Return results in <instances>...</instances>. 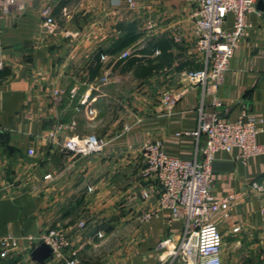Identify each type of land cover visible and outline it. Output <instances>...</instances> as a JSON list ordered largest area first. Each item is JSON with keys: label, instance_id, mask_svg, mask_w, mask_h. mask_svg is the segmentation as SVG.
I'll return each mask as SVG.
<instances>
[{"label": "crops", "instance_id": "1", "mask_svg": "<svg viewBox=\"0 0 264 264\" xmlns=\"http://www.w3.org/2000/svg\"><path fill=\"white\" fill-rule=\"evenodd\" d=\"M45 1L17 0L0 11V238L18 239L8 256L0 254V264H64L53 254L41 260L32 255L39 236L56 226L70 237L67 255L81 264H187L159 260L160 242L182 234L184 219L161 209L158 186L141 176L142 145L151 138L170 156L199 159L205 142L197 134L200 110L217 111L223 121L243 114L257 119V141L264 143L261 0L246 16L223 81L214 89L200 84L188 90L183 71L202 65L191 1L136 0L131 8L127 0H54V31L42 25ZM233 24L229 13L224 26ZM155 38L167 40L179 57L139 78L120 55ZM182 61L187 64L179 68ZM158 76L153 92L163 86L182 95L170 102L147 89L135 97L134 84ZM119 102L137 111L122 120ZM90 134L107 139L99 153L83 155L63 145L65 138ZM239 153L220 150L212 165L215 197L238 194L231 216H217L225 236L223 264H264V191L252 187L264 182V157L243 161Z\"/></svg>", "mask_w": 264, "mask_h": 264}, {"label": "built area", "instance_id": "2", "mask_svg": "<svg viewBox=\"0 0 264 264\" xmlns=\"http://www.w3.org/2000/svg\"><path fill=\"white\" fill-rule=\"evenodd\" d=\"M195 5L193 17L196 22L197 43L200 53L199 68L183 71L186 87L202 84L216 88L223 81L230 58L238 47L247 27L246 16L256 10L257 0H189ZM17 0H0V11L13 6ZM54 0H46L41 12L42 25L47 31H54L58 21L53 14ZM131 8L138 5L136 0H127ZM229 13L234 14L231 29L224 26ZM264 15V10H263ZM133 52L124 50L120 58L125 59ZM4 64L0 62V69ZM107 78H103L106 82ZM183 89V90H184ZM166 96L174 102L182 95ZM222 101L215 97L214 107ZM201 112V126L197 134H204L205 142L200 147L199 159H182L166 154L159 140L147 139L142 145L141 176L158 186L159 207L169 209L173 217L184 219L182 234L171 233L160 242L159 260L166 262L182 259L187 264H223L224 233L218 226V215L224 220L231 216L237 200V193H230L223 198H216L213 193L212 165L215 154L220 150L240 149L238 157L246 161L253 156L264 157V143L257 141V119L241 115L235 121H223L218 112ZM107 144V139L94 134L65 138L66 149L90 155L99 153ZM34 151L31 150L30 153ZM49 177V175H47ZM252 187L258 192L264 191V182L254 181ZM149 198V192L143 193ZM146 215L145 218H148ZM84 227L85 221L78 223ZM39 245L46 243L52 248V254L64 264H81L77 256H68L66 251L71 246L67 231L60 226L43 232ZM18 246V239L13 236L0 238V254L8 256Z\"/></svg>", "mask_w": 264, "mask_h": 264}, {"label": "trees", "instance_id": "3", "mask_svg": "<svg viewBox=\"0 0 264 264\" xmlns=\"http://www.w3.org/2000/svg\"><path fill=\"white\" fill-rule=\"evenodd\" d=\"M138 36L139 35L136 34L133 40L137 39ZM127 42H130L129 39H127L126 43ZM147 44V46L136 49L127 58L121 59V62L125 61V65L129 67L135 66L134 73L135 76L139 78H145L156 71L170 67L179 57L177 54H174L169 50V43L167 40L155 38L148 41ZM159 50V54H154L153 56L150 55ZM186 64L187 61H182L179 68H184ZM196 67L199 68L198 65H196ZM0 75H2V73Z\"/></svg>", "mask_w": 264, "mask_h": 264}, {"label": "rangeland", "instance_id": "4", "mask_svg": "<svg viewBox=\"0 0 264 264\" xmlns=\"http://www.w3.org/2000/svg\"><path fill=\"white\" fill-rule=\"evenodd\" d=\"M199 59V58H198ZM170 74H172V73H170ZM161 77L162 76H158V78L157 79H155V80H153V81H149V83H143V84H141V83H137V84H134V87H133V89L132 90H134V93H135V97H138L139 95H141L142 94V91L143 92H147V89H149V93L151 94H153V93H155V96H158V97H162V96H170L172 93H173V88H171V87H167V89L166 90H161L162 88H163V86H161V87H159L160 89H159V93H157L158 91H155V92H153L154 90H157L156 88L154 89V86H153V83H157V84H160V79H161ZM160 78V79H159ZM120 90H122V91H125V88L124 89H120ZM120 94H121V92H119ZM152 96V95H151ZM121 100V99H120ZM122 101V100H121ZM118 110H119V113H118V115H119V117H120V119H124V116H125V114H128L129 112H131V111H133V112H135V111H137V107H132V106H130L129 105V103L128 104H125V103H121V102H119V104H118ZM102 138H104V137H102ZM124 236V235H123ZM120 237V238H119ZM118 237V239L120 240H122V236L120 235ZM168 261H170V260H168Z\"/></svg>", "mask_w": 264, "mask_h": 264}, {"label": "water", "instance_id": "5", "mask_svg": "<svg viewBox=\"0 0 264 264\" xmlns=\"http://www.w3.org/2000/svg\"><path fill=\"white\" fill-rule=\"evenodd\" d=\"M263 0L260 1V6L264 8L263 5ZM33 257L37 258L39 260L43 259L44 257L52 255V248L46 244V243H41L36 247V249L33 251Z\"/></svg>", "mask_w": 264, "mask_h": 264}]
</instances>
